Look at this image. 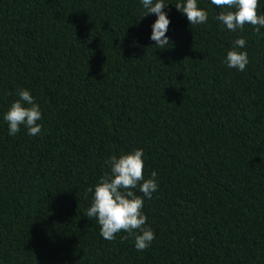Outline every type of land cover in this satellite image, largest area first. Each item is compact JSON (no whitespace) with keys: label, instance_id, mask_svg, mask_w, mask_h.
Masks as SVG:
<instances>
[{"label":"trees","instance_id":"obj_1","mask_svg":"<svg viewBox=\"0 0 264 264\" xmlns=\"http://www.w3.org/2000/svg\"><path fill=\"white\" fill-rule=\"evenodd\" d=\"M164 3L162 49L141 0H0V264H264V28ZM239 38L245 71L225 63ZM20 89L43 113L34 137L4 120ZM136 149L159 184L145 251L86 215L108 158Z\"/></svg>","mask_w":264,"mask_h":264},{"label":"clouds","instance_id":"obj_2","mask_svg":"<svg viewBox=\"0 0 264 264\" xmlns=\"http://www.w3.org/2000/svg\"><path fill=\"white\" fill-rule=\"evenodd\" d=\"M141 3L147 9L145 16H157L152 25L151 40L156 42V47L166 48L171 42L166 35L171 20L164 11L168 5L164 0H141ZM211 3L217 8L225 9L220 11L215 19L229 31H243L246 25H251L259 33L260 29L264 28V14L259 11L260 0H211ZM175 8L186 15L191 25L205 24L208 21V12L199 7L198 0L177 3ZM246 46L244 38L235 40L233 49L227 52L225 59L229 68L246 70L250 63L248 53L238 50ZM17 95L19 99L11 104L4 115L9 134H18L23 126L29 136L39 135L43 128L39 123L43 117L39 104L29 90L20 89ZM144 155L143 149H136L119 157H109L106 163L110 166V174L100 178L94 189L92 205L86 212L87 217L97 220L100 235L108 241L115 240L121 232L134 235L137 251L147 250L156 238L154 230L147 226L148 217L143 209L144 198L151 200L153 193L158 191L159 184L156 172L151 173V178H145ZM137 189L143 196L136 195ZM88 191L93 192V189L89 188Z\"/></svg>","mask_w":264,"mask_h":264}]
</instances>
